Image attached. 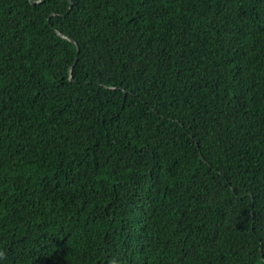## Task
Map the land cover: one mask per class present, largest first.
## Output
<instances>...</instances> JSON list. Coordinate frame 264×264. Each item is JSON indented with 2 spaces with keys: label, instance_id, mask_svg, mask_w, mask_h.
<instances>
[{
  "label": "trees",
  "instance_id": "trees-1",
  "mask_svg": "<svg viewBox=\"0 0 264 264\" xmlns=\"http://www.w3.org/2000/svg\"><path fill=\"white\" fill-rule=\"evenodd\" d=\"M0 264H264V0H0Z\"/></svg>",
  "mask_w": 264,
  "mask_h": 264
},
{
  "label": "water",
  "instance_id": "water-1",
  "mask_svg": "<svg viewBox=\"0 0 264 264\" xmlns=\"http://www.w3.org/2000/svg\"><path fill=\"white\" fill-rule=\"evenodd\" d=\"M29 1H30V3L34 4L37 0H29ZM63 37H65L69 41L73 42L75 44L76 50L78 52V45H77L76 41L73 38H71L69 36H66V35H63ZM69 74H70L69 79L72 81L73 80V77L71 76V70L69 71Z\"/></svg>",
  "mask_w": 264,
  "mask_h": 264
}]
</instances>
